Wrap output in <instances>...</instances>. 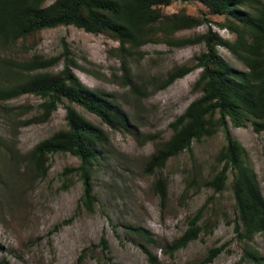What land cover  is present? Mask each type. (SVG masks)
Instances as JSON below:
<instances>
[{
  "label": "rangeland",
  "instance_id": "374dc122",
  "mask_svg": "<svg viewBox=\"0 0 264 264\" xmlns=\"http://www.w3.org/2000/svg\"><path fill=\"white\" fill-rule=\"evenodd\" d=\"M161 10L165 15L184 11L199 18L207 16L215 32L224 39L235 38L219 26L224 17L213 14L199 0H174ZM208 27L203 23L179 31L176 37L202 35ZM118 46L104 34L70 25L44 29L24 47L0 48L2 56L19 61L35 55L61 56L60 64L52 69L55 73L62 70L68 50L70 59L79 65L74 67L78 77L113 99L128 119L127 129H113L74 105L108 137L104 154H99L93 167L98 202L95 211L88 212L79 208L83 184L78 174L65 173L80 165L78 157L71 153L50 155L47 175L34 182L26 164L11 159L12 151L25 155L66 128L69 103L59 104L49 120L38 122L44 102L41 97L25 94L0 101V138L4 144L0 149V264H77L81 258L82 264H154L147 251L158 258V264H251L242 260L243 242L235 232L238 210L230 188L232 175L222 192L204 183L214 173L216 155L226 143L222 131L195 141L192 152L171 158L162 171H145L157 145L171 138V123L202 95L195 88L201 69L195 68L165 88L162 81L177 66H195L197 57L207 51L206 44L173 47L151 42L142 47L143 58L131 59L132 79L140 89L137 94L124 82ZM219 52L231 66L247 71L227 48L219 47ZM230 132L244 146L264 196V131L257 132L248 122L244 127L230 124ZM151 135L156 139H150ZM160 177L168 180L165 201L154 189ZM198 214V224L203 227L199 238L170 253L169 246L185 234ZM127 225L148 230L156 244L133 234ZM103 237L109 243L108 251L102 249ZM253 245L264 256V235H257ZM215 249L222 251L207 262Z\"/></svg>",
  "mask_w": 264,
  "mask_h": 264
},
{
  "label": "trees",
  "instance_id": "16d2710c",
  "mask_svg": "<svg viewBox=\"0 0 264 264\" xmlns=\"http://www.w3.org/2000/svg\"><path fill=\"white\" fill-rule=\"evenodd\" d=\"M0 0V48L10 50L19 44L24 47L31 37L47 28L76 26L87 32L104 34L117 41L116 53L121 61L124 82L133 93L140 92L132 79L131 59L143 58L142 47L151 42H165L173 47L204 42L207 51L197 57L195 66L182 65L171 70L162 81L165 88L201 69L195 88L202 95L194 100L174 122L171 138L157 145L145 163L150 174L162 171L169 160L184 152H192L195 141L211 138L223 132L226 143L216 155L212 176L204 183L222 192L232 175L231 191L236 201L238 220L235 232L243 242L242 260L251 264H264V256L253 245L257 235H264V196L256 174L247 162V152L230 132V124L244 127L252 123L257 132L264 131V0H199L213 14L224 17L219 26L234 35L224 39L212 27L207 17H195L184 11L165 15L162 5L174 0ZM209 25L205 34L191 38L176 37L179 31L193 29L201 24ZM219 47L227 48L246 67L240 71L224 60ZM61 71H52L62 57L46 58L35 55L24 61L0 54V101H8L25 94L44 99L42 114L37 119H50L59 104L67 101L66 128L41 141L31 152L21 155L12 151V160L26 164L31 182L44 178L49 170L50 155L71 153L80 159L76 168L65 173H77L83 184L79 208L94 212L98 202L94 188L93 167L104 154L108 137L104 129L81 114L74 105L95 114L113 129H127L126 113L102 91L86 85L75 73L79 65L64 52ZM154 140V135L149 136ZM0 138V149L3 147ZM69 185L66 184L65 187ZM168 180L160 177L155 192L162 201L167 198ZM196 215L185 234L169 246L174 253L199 238L203 229ZM126 228L150 244H156L150 232L140 226ZM101 246L109 250V243L102 238ZM222 249L211 251L207 262H212ZM150 260L158 264V258L147 251ZM81 258L77 264H82Z\"/></svg>",
  "mask_w": 264,
  "mask_h": 264
}]
</instances>
